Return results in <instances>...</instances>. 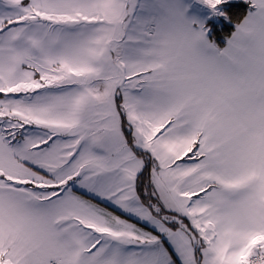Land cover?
Returning a JSON list of instances; mask_svg holds the SVG:
<instances>
[{"label":"snow or ice","instance_id":"1","mask_svg":"<svg viewBox=\"0 0 264 264\" xmlns=\"http://www.w3.org/2000/svg\"><path fill=\"white\" fill-rule=\"evenodd\" d=\"M241 3L0 0V264H264V0Z\"/></svg>","mask_w":264,"mask_h":264},{"label":"trees","instance_id":"2","mask_svg":"<svg viewBox=\"0 0 264 264\" xmlns=\"http://www.w3.org/2000/svg\"><path fill=\"white\" fill-rule=\"evenodd\" d=\"M231 5L238 7L239 11H243L244 5L241 3V0L229 2ZM220 10H224L221 6ZM207 26L209 28V37L214 39L216 43L223 44V34H228L232 31L233 25L229 20H225L223 16H220V21L216 22L213 20L208 21Z\"/></svg>","mask_w":264,"mask_h":264},{"label":"crops","instance_id":"3","mask_svg":"<svg viewBox=\"0 0 264 264\" xmlns=\"http://www.w3.org/2000/svg\"><path fill=\"white\" fill-rule=\"evenodd\" d=\"M231 1H236V0H228V2H231ZM197 4H198L197 6L192 5V7L189 9V12L187 13L188 15L196 16L198 19L207 18V19H205L206 26H207L208 21H210V20H213L216 22L220 21V16H209V13H208V10L206 9V7L199 4V3H197ZM207 35H208V38L211 39L209 37V31H208Z\"/></svg>","mask_w":264,"mask_h":264},{"label":"rangeland","instance_id":"4","mask_svg":"<svg viewBox=\"0 0 264 264\" xmlns=\"http://www.w3.org/2000/svg\"><path fill=\"white\" fill-rule=\"evenodd\" d=\"M193 5H196L197 6L198 4L197 3H193Z\"/></svg>","mask_w":264,"mask_h":264}]
</instances>
